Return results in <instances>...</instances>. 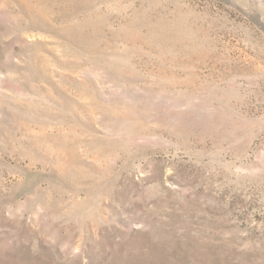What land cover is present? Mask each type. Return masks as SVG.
<instances>
[{
  "label": "rangeland",
  "instance_id": "374dc122",
  "mask_svg": "<svg viewBox=\"0 0 264 264\" xmlns=\"http://www.w3.org/2000/svg\"><path fill=\"white\" fill-rule=\"evenodd\" d=\"M0 264H264V0H0Z\"/></svg>",
  "mask_w": 264,
  "mask_h": 264
}]
</instances>
